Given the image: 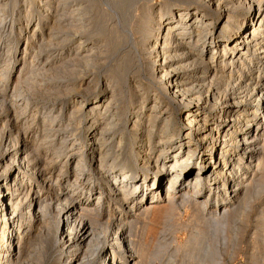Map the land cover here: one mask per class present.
<instances>
[{
    "label": "bare ground",
    "instance_id": "1",
    "mask_svg": "<svg viewBox=\"0 0 264 264\" xmlns=\"http://www.w3.org/2000/svg\"><path fill=\"white\" fill-rule=\"evenodd\" d=\"M23 1L19 5L17 0H0V41L7 45L0 48V57L5 50L9 56L0 68V97L15 79L9 69L12 51L15 68L28 34L32 39L41 34L56 40L61 62L82 68L103 64L105 52L96 44L103 40L82 36L90 25H85L88 13L83 2L72 3L67 12L72 20L64 28L55 16L51 23L52 15L47 14L51 0H38L43 5L37 22H32L35 0ZM104 1L119 17L123 30L142 38L139 51L148 56L145 64L151 73L143 76L140 57L124 55L116 80L110 81L109 73V79H92L93 97H72L74 84L53 87L65 99L53 106L57 113L50 119L53 127H42L39 142L27 140V131L18 122L16 101L9 103L7 119L11 116L13 122L2 133L6 141L0 149V264L22 262L31 256L35 244L55 252L54 264H90L93 256L101 264H142L137 258L146 253L143 246L137 252L132 223L143 204L152 207L156 200H165L160 215L165 220L176 209L181 213L183 207L195 204L199 220L223 225L244 215L264 186V79L251 68L256 60L264 61V0H161L154 6L156 11H149L153 5L145 1L138 6L148 8L139 29L133 27L139 21L133 9L140 0ZM68 3L61 0L60 7ZM105 32L102 25L97 34ZM124 41L126 36H116L107 50L117 56ZM77 69H63L57 75L54 71L55 80L64 82ZM22 74L12 82L18 97L23 94V81L35 79ZM67 130L72 137L52 146L57 148L54 161L64 162L63 171L69 166L76 172L75 182L84 170L99 172L96 184L103 188L94 207L76 205L74 193L67 189L56 198L47 193L53 179L46 171L54 162L51 156L50 161L41 157L42 144L54 140L48 132ZM75 154L74 164L68 165V157ZM68 187L72 190V184ZM203 190H207L206 200L188 201ZM183 191H188V200ZM106 204L118 215H108L103 222L99 208ZM204 235L193 244L190 239L186 246L206 243Z\"/></svg>",
    "mask_w": 264,
    "mask_h": 264
},
{
    "label": "rangeland",
    "instance_id": "2",
    "mask_svg": "<svg viewBox=\"0 0 264 264\" xmlns=\"http://www.w3.org/2000/svg\"><path fill=\"white\" fill-rule=\"evenodd\" d=\"M14 1L16 0H9L10 3L12 2L14 3ZM68 1H69L68 5L65 8H62L60 7L61 0H51V8L48 10V13H47L50 16L52 15L51 23H53L54 20L52 18L55 16L56 21H61V23L63 24V27L65 28L66 25L69 23L68 21L72 20L71 19L72 16L68 14L69 10L72 9V6H71L72 3L77 4V3L83 2L85 8L87 9V13H88L87 14L88 17L86 18L85 25L87 24H90V25H89V30L88 31L85 30L82 36H84L85 38H95V39L99 38L100 40H103V41L96 42L97 45H102L101 47H103V53L105 52L104 58L100 62L103 64L99 66H95L93 68H82L79 66V64L76 65L75 63L74 64L66 63L65 61L61 62L60 58L57 57V53H58L60 46L57 44V42H56L57 45L54 44L56 40L50 41L49 39H47L49 37L48 35L45 36L41 34L40 36L38 35L37 38L32 39L31 36H28L30 34H28L27 35L28 38L23 39V42H24L23 48L19 50V55L17 56V58H19V60H17L18 65L15 66V68H12L13 63L15 61V58H14L15 51L13 50L14 51V52L12 51L13 59L11 60V65L9 69L13 71L12 77L13 79L15 78L14 80H16V77H18L20 73H21V76H23L22 73H24V74H27V77L32 76L35 79L33 78L34 80H31L30 83L25 82L26 80L23 81L21 85L23 94H21L19 97L17 96L16 92H13L15 83H12L14 81L12 80L11 85H7L9 86V92L3 93V98L0 97L1 98L0 99V109H1L0 124L2 125L5 124V126L0 125L1 126L0 135L3 136V137L1 136L2 139H0L1 140L0 149L4 148V143L6 141L4 140L5 137L2 133H4L9 128L8 124L13 122L12 120L13 117L10 116V118L8 117L7 119V116L9 115L7 114V111H6L11 101H16L14 106L18 108L16 109L17 112L18 111L20 112V113L18 112V116H17L18 122H19V125L22 131L24 129H25L24 131H27V133L25 134L27 140L33 139L36 142H39L40 135L42 133L44 134V132L39 133L40 131H42L43 129L42 127L44 128L47 127L48 129L50 127L51 128L53 127V125H51L50 119H53L54 113H55L54 115H57L56 112L52 111L53 106L61 104L63 100L65 99V96L55 93L56 89L53 87L58 86L61 88V87H64L65 85L67 86L70 84L71 85L74 84L76 86V90L74 91V94L72 95V97H75V96H78V97L84 96L86 98L93 97L96 93V90L89 88L90 83L91 82L93 83L92 79H94L95 76L96 78L101 79V81L109 79L108 77V73H109L112 75V79H110V81L113 82L114 80H116L115 74L117 73L118 68H119L118 64L123 61L124 55L133 57L134 60L135 59L138 60V58L140 57L141 58V61H139L140 62L139 64L141 65L140 69L141 70L143 69L145 72V73L142 72L143 76L144 75L148 76L151 73L150 70H147L146 64H145V58H147L148 56H145V57L142 56V53L139 51L138 43L141 42L142 38L139 36V34L135 36L131 32L129 33L128 31L126 32V30H123V28L119 24L120 20L118 21L119 17L113 13L114 12L113 8H111L108 3H106L104 0H68ZM145 1L149 3V6L153 5V8H149V11H156V8L154 6H156L158 3L161 2V0L137 1L138 3L137 5H135V8L133 9V13L135 15L136 21H138V19L139 21L137 23H134L133 27L138 28V29L140 27L139 23H142L144 19L142 18L143 12L148 11V8L146 10L145 9L141 10V8L138 9V6L141 5ZM21 3H25V2L23 0H17V4L21 5ZM34 5L36 6L33 9L35 13L33 15L32 22H37L36 19H39L38 14L42 13L40 8H42L41 6L43 5V1H40L38 3V0H35ZM7 9L9 10L8 14L12 15V10H10V7ZM244 13L245 12L242 11V14ZM102 25L105 26L106 32L103 35L97 34V31L100 29V27H102ZM29 30H31V28ZM123 35L127 37V41H124V43H122L123 45L118 49V52H117L118 55L112 56L110 54V51L107 49L111 48V43H112L113 38H115L116 36H121L122 38H125V36ZM76 38H79V36H77ZM76 41L74 43L78 44L79 40L77 39ZM6 46L7 45L4 44L3 40L0 41V48L4 50ZM24 48H28V51L24 52ZM2 57H0V68L4 66V60L9 57L7 50H5V53L3 52ZM1 60H3V62H1ZM42 60H44L45 62ZM257 61L258 60H256V62ZM256 62H254L251 65V68H253L254 71L258 72L259 75L262 74L263 76L262 79H264V61H261V62L258 61L257 63ZM23 68L25 69V71ZM63 69H65V71H68V69H77V73L75 76H71V77L67 76L66 77L67 79L64 78L63 80H66L64 82L62 80L56 81L55 76L60 71H63ZM54 71L56 72V75L54 74L55 73ZM80 71H81V74L78 73ZM42 79L45 81H43ZM130 79L131 78L127 79V84H130L131 82ZM49 80H52V81H49ZM75 81L77 82V84ZM45 87L46 88L48 87V88L46 89ZM50 92L53 94H51ZM52 95L55 96V98L52 97ZM15 96L17 98H15ZM7 98L9 102H7ZM1 100H3V103ZM26 101L28 102V106L26 104L27 103ZM42 103L45 104V106ZM48 120L50 122H47ZM70 132L71 130L62 131L61 133L60 132H54V133L48 132L50 135L54 136L53 137L54 140H52V142L51 141L46 142L47 144L45 143L42 144L43 149L40 152L41 157L47 159V161H50L51 159H53V162H54L49 168L50 170L47 169L46 171L49 177L53 179L50 184L48 183L49 188L47 186V193L49 194L50 198H56L58 196L59 191H61L62 189H67L66 190L67 192L70 191L71 193H74L73 197L75 198L76 205L81 204V205H85V207H90V206L94 207V205H96L94 203H96V199L100 195L101 190L103 188L101 184L99 185L96 184V183H99V182H96V177L97 175H99V172L97 173L93 172L92 170H89L90 168L87 170H84L82 171L80 179L75 182V178L77 177L76 172L69 170L68 169L69 166L65 167L63 171L61 168L64 162L60 161V163H57L54 161L56 158L53 154L55 152V149H57L56 145H59L60 141H63L64 137H68V135L69 137H72L73 134L72 132L71 133ZM52 146H56V147H52ZM77 155L78 154H75L73 156L71 155L68 157L67 159L69 160L68 165L74 164L77 158ZM50 156H51V159H50ZM90 172L93 175H88V173ZM54 180L55 182H53ZM69 184H72V190L70 187H68ZM262 188H264V186ZM262 188H261L262 191L259 190L257 198L253 200L252 203L249 205V207L245 210L244 215L241 214L235 217V220L234 219L230 220L228 221L229 223L226 222L223 225L220 224L221 226L219 224L216 226H212L211 225L212 223L202 222V220H199L198 215H197L198 208H196L195 204H192L187 207H183L181 210V213H180V210L176 209V211L171 216L172 218L170 217L167 220H165V218H162L160 216L161 210H164L167 205V202L165 200H162V199L158 201L156 200L153 204L149 205L152 207H146V205L144 206L143 204V206L140 207L141 209L137 210L138 211L137 213H140L139 216L136 218H133L134 222L132 223L134 224L133 234L137 242V252H139L141 250V247L143 246L144 248L143 247L142 248L144 249V253H146L144 254V258L143 257L137 258L138 259L137 261L141 262L142 264H204V260L206 261L205 264H264V230H262V223H264V216L263 218L261 216L262 214H264V189ZM206 192L207 190H203V192L199 196H194L189 200H188V196L190 195L188 194V191H183V195L185 196V198H187L188 201H190L191 203H194L198 197L199 198L201 197L203 201L206 200L204 197ZM148 204H150V202H148ZM112 209L113 207L110 208L108 204H106L105 206H101V208H99L100 215H101L100 216L101 221L103 222L106 221L108 219V215L109 216L118 215V213L116 214V212L113 211ZM200 234L206 235V236L204 235L205 238L203 241L205 242L207 240L206 243H202L198 245L195 244L194 247L186 246V243L190 239H192L191 241L192 244L195 243L196 241L195 239ZM39 239H41V237ZM39 239L37 240L38 244L40 241ZM15 244L17 245L16 242L14 243V245ZM16 245H15V248L17 247ZM54 253L55 252L51 253L50 251H48V249L44 250L42 249V247L35 244V246L32 249L31 256L26 257V259L22 260V262H19L18 264H54L55 262L54 259H56V254ZM97 257L98 256H93L90 264H101L100 258L99 257L97 258Z\"/></svg>",
    "mask_w": 264,
    "mask_h": 264
}]
</instances>
